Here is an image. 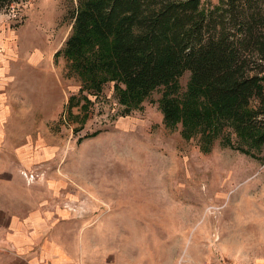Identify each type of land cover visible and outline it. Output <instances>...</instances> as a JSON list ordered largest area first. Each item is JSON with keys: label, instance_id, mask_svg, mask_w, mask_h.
Returning a JSON list of instances; mask_svg holds the SVG:
<instances>
[{"label": "rangeland", "instance_id": "rangeland-1", "mask_svg": "<svg viewBox=\"0 0 264 264\" xmlns=\"http://www.w3.org/2000/svg\"><path fill=\"white\" fill-rule=\"evenodd\" d=\"M77 1L0 10V178L85 227L95 263L133 237L139 256L171 264H264V145L165 125L162 87L126 106L121 85L79 74L61 51ZM188 81L176 79L181 101Z\"/></svg>", "mask_w": 264, "mask_h": 264}, {"label": "trees", "instance_id": "trees-1", "mask_svg": "<svg viewBox=\"0 0 264 264\" xmlns=\"http://www.w3.org/2000/svg\"><path fill=\"white\" fill-rule=\"evenodd\" d=\"M24 1L0 0V10ZM69 18L64 57L91 83L121 85L120 103L162 87L165 125L180 120L211 137L228 127L264 145V0H217L206 10L200 0H78ZM184 71L181 101L175 82Z\"/></svg>", "mask_w": 264, "mask_h": 264}, {"label": "crops", "instance_id": "crops-1", "mask_svg": "<svg viewBox=\"0 0 264 264\" xmlns=\"http://www.w3.org/2000/svg\"><path fill=\"white\" fill-rule=\"evenodd\" d=\"M11 186V180L0 178V264H171L147 250L139 256L133 237L115 243L114 262L101 260L105 253L99 252L95 263L85 227L58 211L35 209L26 198L18 200Z\"/></svg>", "mask_w": 264, "mask_h": 264}, {"label": "built area", "instance_id": "built-area-1", "mask_svg": "<svg viewBox=\"0 0 264 264\" xmlns=\"http://www.w3.org/2000/svg\"><path fill=\"white\" fill-rule=\"evenodd\" d=\"M213 264H236V263L229 259H222V260H218L216 263Z\"/></svg>", "mask_w": 264, "mask_h": 264}]
</instances>
